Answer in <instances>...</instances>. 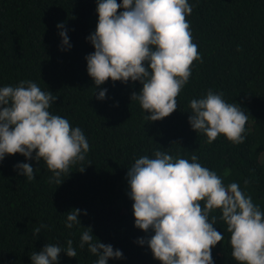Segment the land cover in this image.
I'll use <instances>...</instances> for the list:
<instances>
[{
  "label": "trees",
  "instance_id": "1",
  "mask_svg": "<svg viewBox=\"0 0 264 264\" xmlns=\"http://www.w3.org/2000/svg\"><path fill=\"white\" fill-rule=\"evenodd\" d=\"M97 3L0 0V88L32 81L51 91L57 100L50 113L79 127L90 146L85 160L70 166L72 172L62 177L61 185L49 182L53 174L43 159L36 162L35 153L33 159L6 154L0 161V264H32L33 252L46 244L67 247L68 240L77 256L61 252L58 264H95L98 257L87 245L79 247L82 227H91L101 243L121 250L123 259H109L108 264H161L147 243H137L154 232L135 227L127 180L136 159L155 158L158 150L189 162L197 155L226 186L238 183L264 212V0H188L193 10L187 21L202 62H193L177 109L154 122L146 120L150 113L138 101H131V94L142 89L139 81L109 79L97 87L88 74L86 57L95 49L87 38L98 24ZM61 31H66L70 49L62 50ZM103 89L105 99L98 100ZM209 90L222 93L227 103H236L248 115L243 144L234 145L223 135L209 144L206 134L191 128L190 101ZM19 163L32 165L34 180L18 174ZM245 179L250 181L247 187ZM73 209L81 210L82 227L69 229L65 222ZM221 215L219 209L209 215V221L217 217L214 227L224 237L212 248L213 264H239L231 255V234ZM41 225L47 228L34 235Z\"/></svg>",
  "mask_w": 264,
  "mask_h": 264
},
{
  "label": "clouds",
  "instance_id": "2",
  "mask_svg": "<svg viewBox=\"0 0 264 264\" xmlns=\"http://www.w3.org/2000/svg\"><path fill=\"white\" fill-rule=\"evenodd\" d=\"M192 10L188 0H122L121 4L98 0V24L87 38L95 50L86 57L95 86L109 79L139 81L142 89L131 94V101H138L144 112L150 113L146 120L160 121L171 115L192 75L193 62H202L187 21ZM57 28L63 29L64 24ZM59 35L62 50L70 49L66 31ZM106 92L100 90L96 98L104 100ZM56 100L51 91H42L32 81L0 88V161L6 154L20 153L33 159L35 153L36 162L43 159L53 174L49 182L61 185L62 177L72 172L70 166L85 160L90 146L79 127L73 128L67 119L50 113ZM189 107L188 122L194 131L206 134L207 143L219 135L234 145L245 142L248 115L236 103H227L222 93L209 90L203 98L191 100ZM154 157L136 159L127 171L135 227L154 232L150 239H138V244L147 243L161 264H213L212 248L224 237L214 227L217 217L209 221V215L219 209L231 234L232 257L239 264H264V212L251 195L236 182L226 186L195 154L191 162L159 150ZM15 168L28 181L35 179L31 164L19 163ZM249 183L244 180L245 187ZM80 214V209L69 211L66 228L81 226ZM41 228L47 225L35 228L33 234L38 235ZM82 228L79 247L87 245L98 257L95 264L123 259L121 250L101 243L91 227ZM61 252L70 258L77 256L73 241L68 240L67 247L46 244L40 252H33L32 264H58Z\"/></svg>",
  "mask_w": 264,
  "mask_h": 264
}]
</instances>
